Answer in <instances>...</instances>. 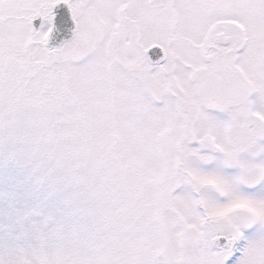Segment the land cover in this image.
<instances>
[{
    "label": "snow or ice",
    "instance_id": "obj_1",
    "mask_svg": "<svg viewBox=\"0 0 264 264\" xmlns=\"http://www.w3.org/2000/svg\"><path fill=\"white\" fill-rule=\"evenodd\" d=\"M0 264H264V0H0Z\"/></svg>",
    "mask_w": 264,
    "mask_h": 264
}]
</instances>
